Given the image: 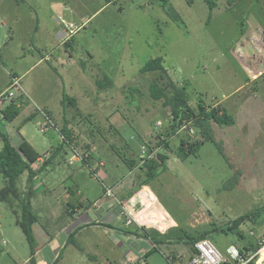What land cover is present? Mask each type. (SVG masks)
I'll use <instances>...</instances> for the list:
<instances>
[{"label":"rangeland","instance_id":"obj_1","mask_svg":"<svg viewBox=\"0 0 264 264\" xmlns=\"http://www.w3.org/2000/svg\"><path fill=\"white\" fill-rule=\"evenodd\" d=\"M166 2L167 6L158 0H71L69 18L76 21L75 27H82L63 46L51 36L54 44L45 54L58 59L64 48L75 46L69 51L70 62L62 63L65 92L74 104L62 108L57 76L43 63L30 68L22 79L36 105L22 106L12 122L0 120V131L8 134L13 146L23 138L40 155L33 168L53 155L29 190L30 207L40 218L32 225L36 241L41 243L42 229L52 236L45 250L35 255V264H174L192 255L184 232L205 231L233 264L241 257L244 264H264V259L258 261L264 247V212L257 222L244 219L233 232L227 230L236 218L264 206V0H216L210 17L203 0ZM173 14L179 16L177 20ZM9 28L0 27V88L8 82L13 56L14 66L20 64L16 71L37 59L30 47L26 58L19 56L23 36L7 37ZM82 47L94 54L84 73L79 64ZM157 56L171 79L184 86L190 105L201 100L207 107L224 108L234 118L229 125L212 124L214 140L226 158L213 141H204L181 157V139L184 148L187 141L201 140L190 122L192 131L177 130L167 138L169 148L160 145L170 130V108L163 98L154 99L149 93L157 72L139 71ZM105 75L113 78V86L99 89L96 80ZM40 78L50 83L47 94L56 112L47 110L55 127L47 126L45 131L40 129L44 116L35 108L43 98ZM129 86L136 90L130 92ZM63 126L71 131L69 143L61 132ZM2 145L0 138V150ZM144 147L152 155L165 152L168 158L156 178L139 185ZM75 153L82 159L72 160ZM125 159L133 163L128 166ZM233 174L238 181L228 189L224 185ZM120 183L119 190L105 192ZM4 185L0 169V189ZM16 186L25 193L27 171ZM138 189L154 194L160 220L169 217L165 207L173 226L155 232L160 221L149 203L130 199ZM109 203L118 204L114 224L107 220ZM131 208L141 214L140 221ZM52 212L58 217H51ZM79 222L87 224L75 228ZM70 232L81 250L65 244ZM156 236L160 241L151 242ZM229 251L238 253L237 259ZM29 256L12 207L0 200V264H29Z\"/></svg>","mask_w":264,"mask_h":264},{"label":"trees","instance_id":"obj_2","mask_svg":"<svg viewBox=\"0 0 264 264\" xmlns=\"http://www.w3.org/2000/svg\"><path fill=\"white\" fill-rule=\"evenodd\" d=\"M21 1L22 0H17V2ZM158 1L159 3L161 2V4L167 6L166 0ZM203 2L206 4L209 10L208 15L210 17L212 10L216 7V0H203ZM173 16L176 20L179 17L176 14H173ZM139 71L140 73L157 72L158 77H156L150 84L149 93L154 99L163 98L165 105H168L170 108V130L164 134V137L160 142V145H163L164 148L170 147L167 138L174 135L178 130V127L182 123H192V127L197 130L198 134L201 137V140L187 141L186 147L184 148L183 143L185 139H181L179 145V149L182 152L181 157L187 156L190 153L194 152L200 147V145L204 141L215 142L214 132L212 128L213 123H216L218 125H229L234 123V118L224 108H220L219 106L207 107L202 103L201 100L196 101L195 106L190 105L189 97L184 89V86L177 84L174 80L171 79L166 68L162 63V57L157 56L148 59L140 67ZM96 85L99 89H101L107 86L110 87L113 85V83L112 79L108 75H105L102 79L96 80ZM128 90L132 92L136 89L129 86ZM74 100L75 99L73 97H70L66 93H63V108L66 107L67 103L74 104ZM0 111V120H3L5 122H11L19 114L20 108L15 102L11 101ZM61 132L66 137L65 140L68 141V143L69 141H72L70 133L71 131L68 130L66 126H63ZM0 138L3 141V145L0 150V169L5 178V185L0 189V200L9 203L12 207L14 214L16 215V224L21 228L29 247L30 256L28 258V262L29 264H35L34 253L38 244L33 234L32 225L37 222L39 218L38 215L33 212L30 207L29 190L33 180L38 175V173H40L50 164L51 157L53 155L48 158H45V160L37 168H33L32 165L35 161L38 160L40 155L35 151L31 144H29L25 139H23L19 143V145L15 147L10 143L8 134L1 131ZM215 144L220 149V153L225 156L223 150L221 149V144H218V142H215ZM59 149L60 146L55 148L53 154L57 153L56 151H58ZM155 155L156 159L145 158L144 160L143 158V165L145 169L143 172V177L139 181V185L148 184L150 180L156 178V176H158V174L166 168V159L168 158L166 153L157 152ZM125 162L127 165L133 163V161L127 163L126 159ZM24 171H27L28 188L25 193L22 194L18 191L16 183L19 176ZM237 181V175L233 174V176L225 182L224 187L230 189L236 185ZM263 210L264 206L259 207L256 210L245 214L244 216L236 218L232 221L231 226L227 227V230L233 232L235 229H237V225L241 223L244 219L257 222V219L263 215ZM92 224H95V222H92ZM102 225L108 226V224L104 223H102ZM73 234L74 232H70L68 234V239L65 244L71 243L76 248L81 250L80 246L77 244V241L73 239ZM207 234V231L198 235L184 232L182 238L186 241V244H189L191 246V253H193V244L200 239L207 238ZM153 241L154 238L152 242ZM239 253L242 256L243 252L241 250L239 251Z\"/></svg>","mask_w":264,"mask_h":264},{"label":"crops","instance_id":"obj_3","mask_svg":"<svg viewBox=\"0 0 264 264\" xmlns=\"http://www.w3.org/2000/svg\"><path fill=\"white\" fill-rule=\"evenodd\" d=\"M70 3H71V0H22L21 2H17V0H0V27H3L5 25H8L10 27L8 34H7V37H9V38H12L15 35V33L21 34V36H23V38H22L23 43L21 45V53L19 54V56L22 59L26 58V52H30V50H32L31 52H36V54H37V59L33 60L31 62V64H29V65L22 64L23 69H21V71L15 70V66L19 67L20 64H15V66H14L15 56H13L11 59L12 64H9L12 69L10 72L7 73L8 82L6 85H4L3 88H0V92H1V91L5 90L9 87L11 75H15V76L19 77L21 90L19 92H16L15 96L11 100V101L15 102L17 104V106H19V108H21L22 106L29 105V103H31V104L34 103L36 105V102L32 101L29 98L28 94H26L25 87L23 86V83H22V79L26 78V76L29 73L30 68H32L33 66L41 65L43 63H46V66L48 67V69H50V71H52L57 76V79H58L57 81H58V84L60 86L59 101L61 102V105H62V95H63V93H66L65 92V90H66L65 79L63 78V73L65 72L66 69L63 67L62 63L66 62L68 59L70 62L71 54L69 53V51H72L75 48V46L70 45L69 47L71 48V50H67L66 48L63 47L64 49L61 53V57H58V59L56 57H54V54H52L51 56H48L47 54H45V52L48 48L52 47V44H54L53 42H51V39H49L51 36L52 37L57 36V37H54V38H56L54 42L58 43V46L59 45L63 46V44L64 45L67 44L70 39L73 40V36L77 33V29L82 27V24H79L77 27H75L77 25V23H75L76 21L75 22L71 21L69 18V14H73V9H72ZM41 11H43L42 15L40 13ZM47 15L50 16V19H49V17L47 19L48 23L46 21ZM50 20L53 23H51ZM49 24H52V25H49ZM72 26H73V29H72ZM56 34H58V35H56ZM27 47H30L31 49L29 50ZM52 51H53V49H52ZM81 52H82L83 56L80 57V59H83V61H81L79 64L82 63L81 68H82L83 73H84L85 67H87V65L90 66L89 60L93 59L94 54L92 51H90V49H85L83 47L81 49ZM31 57H33V55ZM86 59L88 60V62ZM119 64H120V62H119ZM0 65H1V63H0ZM57 66H59V68ZM119 68H120V65H119ZM90 74H92V73L89 72V75ZM66 75H67V73H66ZM68 77H70V76L68 75ZM111 79H112V83H114V80L112 77H111ZM40 81L42 83L41 90L43 93V98H39V100L37 101V102H39V104L35 108H40L41 111L46 112L47 114H48L47 110L51 111V112H55V111H53V109L51 107V103H50V97L51 96H48V94H47V93H49L48 84H50V83L45 78H40ZM84 81H85V79H84ZM69 88H71V87H69ZM67 95L69 96V94H67ZM62 108H63V105H62ZM19 113H20V111H19ZM22 140H23V138H22ZM22 140H20V142ZM19 143L17 144V146L19 145ZM38 161H41L40 157L38 158ZM120 185H121V183L118 184L114 188L113 187H110V188L112 190L113 189L119 190V187H121ZM149 193H150V191L148 192L146 190V192L143 194V191L141 189L140 190L138 189V190L133 192L130 199H131V201L133 199H136V201H138V202H140V204H144V205L149 203V206H151L152 210L154 211V214L156 216V220L160 221L157 224L156 221L154 220L156 223L155 225H157V227H158V229H155L156 230L155 232L156 233L164 232L165 231L164 229L168 228L169 226L174 225V219L166 211L165 207H162L169 217H168L167 221L160 220L158 212L156 213L155 207L153 206L157 203L156 197L152 193H150V195H149ZM114 198H115V196H114ZM115 199H116V202H118L117 198H115ZM157 204L159 205V203H157ZM106 209H107V211L110 212V217H108V219H107L108 223L114 224L113 222L117 221V217H118L117 216L118 215V210H117L118 204L113 205V204L109 203L108 207ZM130 210L135 215L136 219H138L140 221V215L141 214L136 212V211H133L132 208ZM73 213H75V215L77 216L76 218H81V216H80L81 213L79 211H75ZM56 214L57 213L52 212L51 217L54 215H55V218L58 217V215H56ZM38 218H39V216H38ZM72 218H73V216H72ZM88 223H90V222H88ZM84 224H87V223L79 222L78 225L75 226V228H80L81 226H84ZM164 225H166V228L162 229L161 227H163ZM62 226H64V225H62ZM82 228H84V227H82ZM39 237L40 238L42 237L43 239L40 241L41 242L40 244L37 242L38 245L35 249L34 257H35V255H37V254H39L45 250L44 246L49 244L52 236H50L48 234V232H45V230L42 229V232H40ZM155 239L160 241V238H158L157 236ZM182 251L183 250H181V252ZM48 256H49V258H51V250H49ZM179 256H182V254H180ZM190 257H191V255L189 256V258ZM189 258L188 257L184 258L179 263H174V264H182V263L186 262ZM143 263L147 264L144 261H143Z\"/></svg>","mask_w":264,"mask_h":264},{"label":"built area","instance_id":"obj_4","mask_svg":"<svg viewBox=\"0 0 264 264\" xmlns=\"http://www.w3.org/2000/svg\"><path fill=\"white\" fill-rule=\"evenodd\" d=\"M14 89V90H13ZM21 90V85H20V80L18 76L11 75L10 76V85L7 89L3 90L0 92V110L4 108L6 105H8L13 97L15 96L16 92H19ZM40 112L43 114L44 119L43 122L41 123V131H45L47 126H54L52 119L50 116L46 113L40 110ZM0 116H1V111H0ZM55 127V126H54ZM178 130H186V131H192V127L188 126V123H182L179 127ZM63 138V136H60ZM145 149V150H144ZM146 147L142 149V161L145 160V158H155V153L152 155V151L147 152ZM76 154V153H75ZM77 156H72V160H78L79 158L82 159V157L78 154ZM144 158V160H143ZM111 188H107L105 192L107 194H112ZM193 253L191 257L184 263L182 264H233L230 262L228 259H226L223 254L217 249L215 244L209 239V238H203L198 241H196L193 244ZM230 257L232 259H237L236 257L238 256V253L234 254L233 252L229 251L228 252ZM240 258V256H239ZM239 260H241L239 262ZM237 260L236 264H244V261L241 259ZM141 264H144L141 262Z\"/></svg>","mask_w":264,"mask_h":264},{"label":"bare ground","instance_id":"obj_5","mask_svg":"<svg viewBox=\"0 0 264 264\" xmlns=\"http://www.w3.org/2000/svg\"><path fill=\"white\" fill-rule=\"evenodd\" d=\"M263 259H264V247H263L262 252L259 254L258 261H262Z\"/></svg>","mask_w":264,"mask_h":264}]
</instances>
